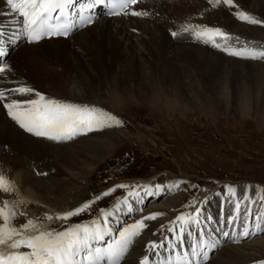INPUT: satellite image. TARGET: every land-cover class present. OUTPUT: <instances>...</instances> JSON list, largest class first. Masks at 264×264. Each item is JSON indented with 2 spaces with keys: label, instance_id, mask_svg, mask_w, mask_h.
Returning a JSON list of instances; mask_svg holds the SVG:
<instances>
[{
  "label": "bare ground",
  "instance_id": "6f19581e",
  "mask_svg": "<svg viewBox=\"0 0 264 264\" xmlns=\"http://www.w3.org/2000/svg\"><path fill=\"white\" fill-rule=\"evenodd\" d=\"M236 3L239 6L235 10L221 6L223 9L215 11L208 0H142L136 8L142 6L140 11L148 12L147 16H98L67 37L26 43L22 17L12 15L7 0H0V47L6 52L0 64L6 66L0 90L25 86L61 103L96 108L105 103L114 116L125 103L139 102L161 104L166 110L179 112L201 104L212 111H225L231 105L246 114L252 104L264 105V84L259 83H264L261 59L252 62L227 58L228 52L181 31L184 25L219 28L230 37V43L233 37L239 42L231 46L229 41L218 40L222 47L263 50L264 42L258 39H264V24L242 22L235 12L244 11L264 22V0H235ZM174 32L180 34L174 36ZM6 94L22 102L35 98ZM252 97L256 102H251ZM30 135L0 103V174L16 187L26 209L33 204L29 201H41L49 210L52 205L58 209L56 199L63 196L55 191L76 186L78 179L124 141L126 133L114 125L78 135L63 145ZM30 166L34 171L29 170ZM45 168L50 174L42 179L37 172ZM173 185L165 183V190L164 185L152 184L147 192L140 187L131 192L133 195L119 199L118 209L116 203L106 209L112 212L107 218V232L92 247L106 248L124 228L150 214L162 213L145 221L147 227L134 238L121 264H141L145 257L148 264L264 262V192H258L261 187L219 184L210 195L200 191L186 214L178 206V187ZM229 187L234 193H229ZM10 196L13 194H0V206ZM62 198L66 202L67 196ZM181 215L186 220L196 219L183 224L177 220ZM245 224L248 235H244ZM150 243L159 247L150 249ZM101 264H107L106 260Z\"/></svg>",
  "mask_w": 264,
  "mask_h": 264
},
{
  "label": "rangeland",
  "instance_id": "374dc122",
  "mask_svg": "<svg viewBox=\"0 0 264 264\" xmlns=\"http://www.w3.org/2000/svg\"><path fill=\"white\" fill-rule=\"evenodd\" d=\"M236 5L239 6L237 3ZM222 7L225 10V6ZM222 7L211 6L210 9L219 11ZM138 10H142V6ZM234 38L236 37L232 39ZM182 40L186 41L187 37ZM233 40L231 41L233 44L239 43L236 39V42ZM258 41L264 42V39H258ZM232 43H230L231 46ZM261 48L264 50V46ZM231 56L227 58L234 60L241 58ZM249 61L254 62L253 59ZM259 62L264 64V59ZM253 101L256 102L254 97L251 98L252 103ZM105 106L104 103L98 109L103 110ZM230 108L225 111H212L205 104H201L179 112L170 108L166 110L161 104L125 103L120 110L115 111V116L121 121V124L116 127L126 133L124 141L117 144L110 153L94 164L86 176L77 180L76 186L59 187L60 189L55 191V193L59 192V195L63 193L60 199H56L59 200L58 209L53 208L54 205H52L49 209L53 210L51 213L41 201L40 203L29 201L33 204L28 209L19 203L15 210L21 215L15 223L19 226L28 219L36 220L40 217L38 227L52 231H63L67 227L80 223H90L101 210H109L119 199L140 189L133 186L158 184L164 185L166 190L165 183L173 185L179 182L178 206L182 211L187 212L186 214L190 210L191 200L200 191L205 196L210 195L216 191L219 184L252 185L262 188L258 192H264V105L254 104L253 106L252 104L246 114H240L238 109L231 105ZM104 111L112 114L109 109L105 108ZM30 137L48 141L33 135ZM49 141L50 144H56V141ZM64 142L60 141V144ZM29 170L34 171L31 166ZM42 170L37 174L42 179L47 178L50 171L47 168ZM117 185L130 187L117 188ZM12 188L15 189L11 193L13 196L8 197L7 201H20L22 196L17 194L18 191L15 192L16 187L12 186ZM113 188L115 191L110 195L102 196ZM65 196H67L66 202L62 198ZM99 196L102 198L96 200ZM93 200L95 203L87 212L67 221L55 219L57 215ZM45 215L52 216L53 219H42ZM0 251L7 254L12 250L3 246L0 247Z\"/></svg>",
  "mask_w": 264,
  "mask_h": 264
},
{
  "label": "snow or ice",
  "instance_id": "6c2138e0",
  "mask_svg": "<svg viewBox=\"0 0 264 264\" xmlns=\"http://www.w3.org/2000/svg\"><path fill=\"white\" fill-rule=\"evenodd\" d=\"M107 2L108 14L113 16L131 15L141 17L149 15L146 11H139L136 6L142 0H92L86 8H92L93 4ZM75 0H7L10 13L22 17V33L28 43H38L44 38L67 37L73 29L69 19V9L72 8ZM212 7L227 6L236 8L235 0H208ZM236 18L248 24H264L244 11H236ZM52 21H56L53 23ZM63 21V22H61ZM91 17L81 14V26L91 24ZM184 33H190L204 43L227 51L229 55L245 59H264V50L243 49L235 50L231 47H222L218 40L227 42L230 37L219 28L199 27L184 25L181 29ZM180 33L174 32L173 35ZM3 32L0 31V36ZM0 55L3 52L0 51ZM6 66L0 67V77H3ZM12 95H34V99L25 102L11 100L6 93ZM0 103L7 110L8 116L25 132L36 137H42L52 141H68L78 135L99 131L106 127L119 126L121 121L114 115L96 107L77 106L74 104L61 103L54 99H48L33 89L21 86L10 90H0ZM179 182L172 187H178ZM117 188H129L128 185H117ZM144 187L147 192L151 186ZM159 188V186H157ZM13 188L11 182L5 175L0 174V193L10 194ZM115 188L102 194L108 196ZM229 193L234 189L229 187ZM151 194V193H149ZM133 195V193H129ZM96 197V200L102 198ZM126 203V201H124ZM20 201L9 202L5 200L0 207V247L6 246L12 251L4 253L0 251V264H101L106 260L107 264H121V260L127 253L135 237H138L147 227L146 220H154L162 213H153L134 224L129 225L120 232L119 238L106 248H93L94 242L103 239L107 232V218L112 215L111 211L101 210V218L93 219L88 224H77L67 227L63 231L42 230L38 227L36 220L28 219L24 224L17 226L15 221L21 215L15 210L16 204ZM95 200L85 202L80 207L55 217L58 220L67 221L74 216L91 209ZM119 208V203L115 206ZM239 208V204L236 206ZM42 219L52 220L53 217L45 215ZM195 217H177L181 223L186 224L188 220H195ZM175 223V222H173ZM231 223V221H229ZM260 226L257 225V228ZM264 230V229H262ZM169 231H172L169 228ZM30 233V234H25ZM247 225L244 226V235H248ZM209 247H214L210 244ZM150 249L159 247L154 243L148 245ZM194 254L195 250H194ZM206 258V256H205ZM141 264H148L145 257ZM264 264V262H261Z\"/></svg>",
  "mask_w": 264,
  "mask_h": 264
}]
</instances>
